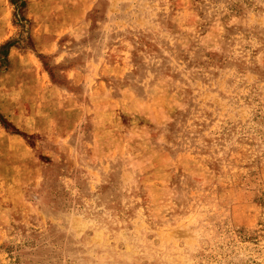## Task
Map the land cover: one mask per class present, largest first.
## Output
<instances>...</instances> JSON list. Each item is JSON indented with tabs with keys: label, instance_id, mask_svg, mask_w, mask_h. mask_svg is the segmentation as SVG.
Instances as JSON below:
<instances>
[{
	"label": "rangeland",
	"instance_id": "374dc122",
	"mask_svg": "<svg viewBox=\"0 0 264 264\" xmlns=\"http://www.w3.org/2000/svg\"><path fill=\"white\" fill-rule=\"evenodd\" d=\"M0 264H264V0H0Z\"/></svg>",
	"mask_w": 264,
	"mask_h": 264
}]
</instances>
